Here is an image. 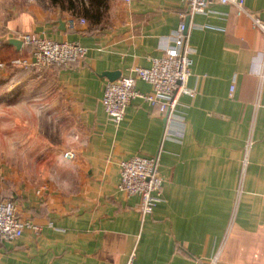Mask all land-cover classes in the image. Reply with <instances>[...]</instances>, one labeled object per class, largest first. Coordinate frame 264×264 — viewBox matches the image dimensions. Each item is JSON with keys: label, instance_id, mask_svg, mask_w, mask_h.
Listing matches in <instances>:
<instances>
[{"label": "crops", "instance_id": "crops-1", "mask_svg": "<svg viewBox=\"0 0 264 264\" xmlns=\"http://www.w3.org/2000/svg\"><path fill=\"white\" fill-rule=\"evenodd\" d=\"M98 1L15 0L8 8L6 37L29 33L86 52L44 71L42 81L75 116V158L60 160L56 180L7 192L38 230L0 240V264H208L219 248L216 264H264L263 33L230 5L188 19L186 85L195 93L178 97L166 135L165 118L142 97L118 123L101 98L106 72L127 76L162 56L184 4ZM244 5L264 20V0ZM68 18L85 23L61 28ZM135 87L150 91L141 80ZM136 155H157L162 180L160 200L144 216L139 198L118 187L119 162Z\"/></svg>", "mask_w": 264, "mask_h": 264}, {"label": "built area", "instance_id": "built-area-1", "mask_svg": "<svg viewBox=\"0 0 264 264\" xmlns=\"http://www.w3.org/2000/svg\"><path fill=\"white\" fill-rule=\"evenodd\" d=\"M128 4L130 0H120ZM185 6L180 13V21L171 41L164 48L162 56L152 58L149 67L135 66L130 74L121 76L115 80L107 81L103 87L101 104L104 112L118 123L124 114L129 102L137 97L145 99L153 108L165 118L164 134L169 135L168 123L171 122L178 97L186 94L193 96L194 90L187 87L186 83L190 75L193 49L188 43L189 21L186 18L194 14L205 13L212 4L230 5L236 9L238 15L249 18L251 26L264 35V20L257 14L247 9L244 0H179ZM84 18H68L65 25L68 29L75 28L76 24H84ZM23 45L31 47L29 57L22 60V64L30 66L36 74H41L50 66L63 67L80 60L86 49L76 42L54 41L48 38L24 33L21 36ZM20 63V60H17ZM253 74L261 76L258 69ZM137 80H141L150 86L147 93L140 92L135 87ZM233 92V84L229 94ZM75 158L74 151H66L62 155L64 160ZM162 180L158 171V157L136 155L119 162V184L127 196L139 198L138 210L141 216L149 214L155 204L160 200ZM38 227L28 219H22L17 213L16 203L10 199H0V240L14 241L23 231ZM221 253V248L209 260L208 264H216ZM127 264H132L131 261Z\"/></svg>", "mask_w": 264, "mask_h": 264}, {"label": "rangeland", "instance_id": "rangeland-1", "mask_svg": "<svg viewBox=\"0 0 264 264\" xmlns=\"http://www.w3.org/2000/svg\"><path fill=\"white\" fill-rule=\"evenodd\" d=\"M14 1L0 0V194L10 200L8 193L22 182L39 186L57 179L60 160L69 161L62 155L74 151L77 128L61 93L42 81L48 67L36 74L22 64L28 55L2 48L9 46L4 40Z\"/></svg>", "mask_w": 264, "mask_h": 264}, {"label": "water", "instance_id": "water-1", "mask_svg": "<svg viewBox=\"0 0 264 264\" xmlns=\"http://www.w3.org/2000/svg\"><path fill=\"white\" fill-rule=\"evenodd\" d=\"M59 23H60V27L63 28L65 22L60 21ZM187 23H188V18H186V24ZM4 44L13 47L14 50H16V51H19L23 46V40L21 38H18V37H7L4 40ZM105 75L108 77V79L110 81H112V80L117 78L118 72H106Z\"/></svg>", "mask_w": 264, "mask_h": 264}, {"label": "trees", "instance_id": "trees-1", "mask_svg": "<svg viewBox=\"0 0 264 264\" xmlns=\"http://www.w3.org/2000/svg\"><path fill=\"white\" fill-rule=\"evenodd\" d=\"M51 1L55 2L56 0H51ZM103 1L104 0H99L98 3H101L102 4ZM93 18H97L96 14L93 15ZM2 48L3 49H6V50L10 49L14 54H16L18 56H26V55H29V52L31 50V47L28 46V45L23 46L22 49H21V51H19V52L14 51L11 46H5V47H2ZM0 199H2V197H0Z\"/></svg>", "mask_w": 264, "mask_h": 264}]
</instances>
